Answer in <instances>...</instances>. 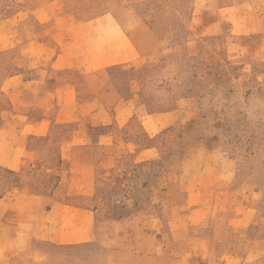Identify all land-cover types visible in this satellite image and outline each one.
Wrapping results in <instances>:
<instances>
[{
    "label": "rangeland",
    "instance_id": "rangeland-1",
    "mask_svg": "<svg viewBox=\"0 0 264 264\" xmlns=\"http://www.w3.org/2000/svg\"><path fill=\"white\" fill-rule=\"evenodd\" d=\"M16 1L0 0V20L17 10ZM104 1L122 9L146 55L140 66L106 70L111 107L130 102L135 89L143 96L135 111L129 102L123 110V121L131 122L118 147L110 142L113 122L93 126L88 117L83 134H75L104 142L79 150L90 179L75 188L93 194L58 192L64 202L94 210L100 240L64 246L36 240L18 264H264V0H72V6L93 15L108 9ZM20 27L16 42L29 36ZM14 55L0 54V85L27 71ZM6 105L1 94L0 108ZM173 109L157 128L146 116ZM76 126L53 125L45 137L23 138L38 152L21 170L0 168V198L23 188L57 189L66 169L59 158L69 151L80 158L62 148ZM151 145L159 147L144 150ZM80 162L73 164L77 172ZM6 219L23 236L13 209Z\"/></svg>",
    "mask_w": 264,
    "mask_h": 264
},
{
    "label": "crops",
    "instance_id": "crops-1",
    "mask_svg": "<svg viewBox=\"0 0 264 264\" xmlns=\"http://www.w3.org/2000/svg\"><path fill=\"white\" fill-rule=\"evenodd\" d=\"M104 4L106 11L88 15L73 7L72 0H17L14 2L17 10L1 18L0 31L2 28L6 31L3 35L8 44L6 48L0 47V54L12 50L27 71L21 77L7 76L0 85V95L7 97V105L0 108V168L21 170L27 159H34L38 152L28 149L23 138L45 137L53 125H79L62 147L76 150L79 156V150L104 145L101 141L80 140L75 135L83 134L81 125L88 117L95 118L91 121L93 126L113 122V141L110 142L118 147V135L131 122V119L124 122L122 116L129 101L111 107L106 70L114 66H140L146 53L129 32L122 9L116 12L107 2ZM32 22L38 24L37 30H29ZM20 24L23 36H29L16 42L17 36H14L20 35L21 30L16 29ZM131 98L129 104L133 103L135 111L137 101L143 96L135 89ZM175 112L176 109L147 112L146 116L152 117L157 128L160 118ZM145 132L148 137L152 136L148 130ZM111 133L101 132L100 137H110ZM153 146L144 150L159 147ZM71 153L63 156L66 169L52 193L23 188L12 196L0 198V264H18L24 256L30 255L27 251L36 240L62 246L100 240L94 210L66 203L60 197L62 192L66 197L93 194L92 190L75 188L90 179L84 173L86 167L89 171V163L81 156L72 158ZM28 155L31 157H25ZM79 160L77 172L73 164ZM107 160L113 165L115 159L108 155ZM10 209L14 210L17 227L22 229L21 237L12 232L6 219Z\"/></svg>",
    "mask_w": 264,
    "mask_h": 264
},
{
    "label": "trees",
    "instance_id": "trees-1",
    "mask_svg": "<svg viewBox=\"0 0 264 264\" xmlns=\"http://www.w3.org/2000/svg\"><path fill=\"white\" fill-rule=\"evenodd\" d=\"M42 138V137H41ZM64 165V159L62 158V157H60L59 158V166H63ZM60 177V178H59ZM58 178H59V183H60V181H61V175L59 176ZM57 187H58V185H57Z\"/></svg>",
    "mask_w": 264,
    "mask_h": 264
}]
</instances>
